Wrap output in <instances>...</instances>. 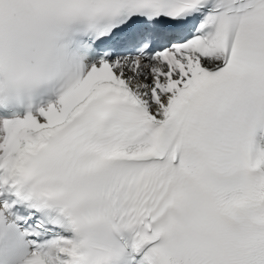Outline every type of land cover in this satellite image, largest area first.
Masks as SVG:
<instances>
[{"label": "snow or ice", "instance_id": "6c2138e0", "mask_svg": "<svg viewBox=\"0 0 264 264\" xmlns=\"http://www.w3.org/2000/svg\"><path fill=\"white\" fill-rule=\"evenodd\" d=\"M0 264H264V0H0Z\"/></svg>", "mask_w": 264, "mask_h": 264}]
</instances>
